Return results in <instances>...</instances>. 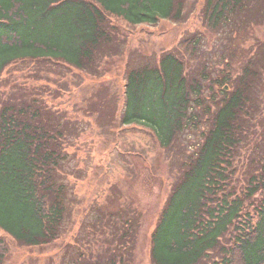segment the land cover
Instances as JSON below:
<instances>
[{"label":"trees","instance_id":"obj_1","mask_svg":"<svg viewBox=\"0 0 264 264\" xmlns=\"http://www.w3.org/2000/svg\"><path fill=\"white\" fill-rule=\"evenodd\" d=\"M185 4L0 0V81L9 66L26 62L98 75L104 59L125 52L111 18L130 26L177 23ZM260 7L252 0H204L202 18L215 30L229 16L247 12L254 17ZM263 47L264 41L257 43L253 58L234 77L222 72L212 80L218 91L210 96L213 108L204 102L201 82L187 81L182 57L165 52L155 63L139 65H130L127 57L120 125L140 124L168 148L188 122L196 123L189 108L203 100L206 116L196 149L178 163L179 173L150 233L152 264H264ZM200 76L204 80L205 72ZM33 89L19 83L0 89V229L20 245L42 246L59 237L66 218L70 181L64 169L68 139L76 132L74 122L50 110L35 93L39 88ZM124 237L122 232L119 239ZM122 256L114 253L108 264H122Z\"/></svg>","mask_w":264,"mask_h":264},{"label":"rangeland","instance_id":"obj_2","mask_svg":"<svg viewBox=\"0 0 264 264\" xmlns=\"http://www.w3.org/2000/svg\"><path fill=\"white\" fill-rule=\"evenodd\" d=\"M203 3L186 0L183 19L177 23L160 20L151 26H130L111 18L125 41V52L104 59L98 75L34 62L15 63L3 72L1 88L8 91L16 83L39 88L35 93L50 110L74 122L76 132L68 139L64 172L70 199L59 237L42 246H25L0 229L3 264H108L114 253L123 255L122 264H152L150 233L179 173L178 163L191 157L206 127L201 108L204 102L213 108L210 96L218 94L212 80L222 72L237 75L243 62L253 58L257 43L264 41V0H252L263 6L254 17L247 12L232 15L215 30L203 21ZM165 52L183 58L187 81L201 82L205 97L201 105L188 109L196 114V123L188 122L168 148L161 147L148 128L118 122L125 101L127 57L130 65L155 63ZM232 54L239 56L230 59ZM225 60L231 68L225 67ZM261 96L264 102V88Z\"/></svg>","mask_w":264,"mask_h":264},{"label":"water","instance_id":"obj_3","mask_svg":"<svg viewBox=\"0 0 264 264\" xmlns=\"http://www.w3.org/2000/svg\"><path fill=\"white\" fill-rule=\"evenodd\" d=\"M224 88L226 89V88H227V86H224Z\"/></svg>","mask_w":264,"mask_h":264}]
</instances>
